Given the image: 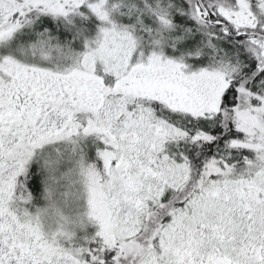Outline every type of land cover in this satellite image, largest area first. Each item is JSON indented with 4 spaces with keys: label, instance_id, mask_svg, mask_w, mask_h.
<instances>
[{
    "label": "snow or ice",
    "instance_id": "obj_1",
    "mask_svg": "<svg viewBox=\"0 0 264 264\" xmlns=\"http://www.w3.org/2000/svg\"><path fill=\"white\" fill-rule=\"evenodd\" d=\"M0 264H264V0H0Z\"/></svg>",
    "mask_w": 264,
    "mask_h": 264
}]
</instances>
